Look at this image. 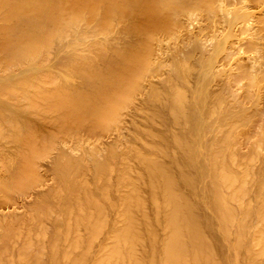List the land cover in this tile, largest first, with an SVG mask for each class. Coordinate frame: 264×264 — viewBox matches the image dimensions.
I'll return each mask as SVG.
<instances>
[{
  "label": "bare ground",
  "instance_id": "obj_1",
  "mask_svg": "<svg viewBox=\"0 0 264 264\" xmlns=\"http://www.w3.org/2000/svg\"><path fill=\"white\" fill-rule=\"evenodd\" d=\"M0 264H264V0H0Z\"/></svg>",
  "mask_w": 264,
  "mask_h": 264
},
{
  "label": "rangeland",
  "instance_id": "obj_2",
  "mask_svg": "<svg viewBox=\"0 0 264 264\" xmlns=\"http://www.w3.org/2000/svg\"><path fill=\"white\" fill-rule=\"evenodd\" d=\"M110 139V138H109ZM111 140H112V137H111ZM34 195H32V197L29 199V200H32L34 197ZM20 212L22 211V208L19 210Z\"/></svg>",
  "mask_w": 264,
  "mask_h": 264
}]
</instances>
